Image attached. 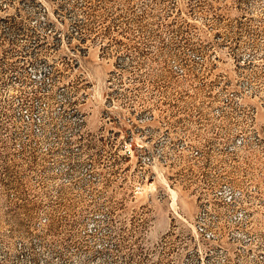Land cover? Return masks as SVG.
Masks as SVG:
<instances>
[{"label": "rangeland", "instance_id": "1", "mask_svg": "<svg viewBox=\"0 0 264 264\" xmlns=\"http://www.w3.org/2000/svg\"><path fill=\"white\" fill-rule=\"evenodd\" d=\"M0 264H264V0H0Z\"/></svg>", "mask_w": 264, "mask_h": 264}, {"label": "trees", "instance_id": "2", "mask_svg": "<svg viewBox=\"0 0 264 264\" xmlns=\"http://www.w3.org/2000/svg\"><path fill=\"white\" fill-rule=\"evenodd\" d=\"M81 40L86 42V34H84V36L81 37Z\"/></svg>", "mask_w": 264, "mask_h": 264}]
</instances>
